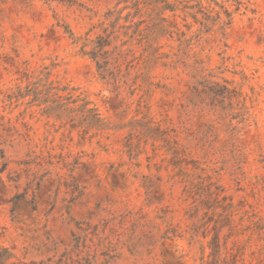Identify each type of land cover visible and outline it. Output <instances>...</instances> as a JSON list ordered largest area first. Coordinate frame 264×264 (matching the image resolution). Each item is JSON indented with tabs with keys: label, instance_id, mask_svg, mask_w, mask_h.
Instances as JSON below:
<instances>
[{
	"label": "rangeland",
	"instance_id": "374dc122",
	"mask_svg": "<svg viewBox=\"0 0 264 264\" xmlns=\"http://www.w3.org/2000/svg\"><path fill=\"white\" fill-rule=\"evenodd\" d=\"M5 163L0 264H264V0H0Z\"/></svg>",
	"mask_w": 264,
	"mask_h": 264
},
{
	"label": "trees",
	"instance_id": "16d2710c",
	"mask_svg": "<svg viewBox=\"0 0 264 264\" xmlns=\"http://www.w3.org/2000/svg\"><path fill=\"white\" fill-rule=\"evenodd\" d=\"M163 9H164V10H167V9L174 10L173 8H170L169 6H164ZM205 19H207V18H205ZM166 21H167L166 18H162L160 22H155V23L153 24V27H151L152 30L155 31V30L161 29V30L167 31L166 27L164 26V25H165L164 23H166ZM143 22H145V20L140 21V22H139V25H140L141 23H143ZM204 25L206 26L207 24L205 23ZM167 26L170 27L171 25H167ZM172 26H173V25H172ZM149 28H150V27H148V29H149ZM140 34H141V33H140ZM141 35H142V34H141ZM144 38H146V36H145V37H142V39H144ZM106 45H107V42H106L105 40L100 39V44L98 45V48L95 49L94 51H92V53H91L92 58H93L94 60H97V63H98L99 69H103V71H106V66H107V64H108V61L105 60V57L103 56V53H102V49H103L104 46H106ZM101 57H102V58L104 57V60H103V61H101V59H102ZM2 157H4V155H2ZM7 165H8L7 163L4 164V167L2 168V170H0V173L6 169ZM16 198H17V197H14L13 199L9 200V202H13L12 210H15V208H16V203H17ZM30 203H31V202H30ZM33 210H36L35 206H33Z\"/></svg>",
	"mask_w": 264,
	"mask_h": 264
}]
</instances>
